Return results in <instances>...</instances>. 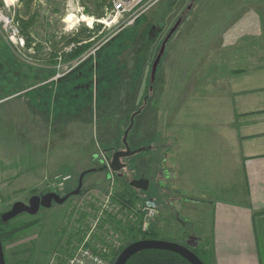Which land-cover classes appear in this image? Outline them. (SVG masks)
<instances>
[{"label": "rangeland", "instance_id": "374dc122", "mask_svg": "<svg viewBox=\"0 0 264 264\" xmlns=\"http://www.w3.org/2000/svg\"><path fill=\"white\" fill-rule=\"evenodd\" d=\"M0 4L1 8L5 6L3 0ZM111 5L112 0H16L6 8V19L0 20V213L9 211L18 201L28 204L33 195L57 191L61 178L70 175L73 179L67 193L61 194L67 195L76 190L83 172L96 169L85 176L80 194L64 205L54 204L55 209L50 211L41 208L36 215L19 216L21 221L37 224L6 244L7 248L26 242L24 250L15 253L17 260L12 256L15 251L7 249L8 264H69L74 252L85 244V237L86 244L101 250L111 264L116 252L131 241L127 232L131 224L105 212L104 205L107 196L123 190L140 198L134 209L150 206L148 197L159 205L160 209L154 208L159 213L148 231L159 232L166 241L186 245L192 234L184 222L194 230L201 226L200 220L208 222L211 218L205 213L202 219H187L182 206L171 209L156 176L164 166L160 164L164 155L170 154L167 143L175 140L169 134V125H174L176 95L182 93H178L181 87L177 80L184 81V110L191 111V81L209 73L205 66L192 70V63H206L208 49L220 46L224 36L229 40L233 31L231 38H235L239 17L247 20L239 32L242 50L249 52L245 57L235 50L236 40H229L234 47L231 68L252 71L264 66V0H157L144 7L133 23L129 16L118 17L115 25L100 23ZM69 14H84L95 22L91 27L82 22L71 26L64 22ZM181 16L183 22L168 42L152 82V65L161 44ZM18 19L33 22L28 29L33 40L29 48ZM137 22L141 23L134 41L125 46L115 41L126 32L127 37ZM151 26L157 29L152 35L147 34ZM86 28L92 33L86 34ZM16 31L20 35L15 38ZM86 43L91 45L85 53L70 57L72 44ZM199 49L205 53L201 55ZM118 53L119 64L115 65L122 68L117 80L116 74L110 75L115 72L110 63ZM146 97L155 107L149 106L144 113ZM133 114L135 123L128 144L131 151H142L122 158L126 168L120 173L108 168L100 171L115 152L126 150L123 137ZM211 152L213 147L188 158V174L196 184L195 191L205 190L206 183L218 177ZM33 169L39 175L27 180ZM140 177L150 180L148 191L133 188L127 181ZM220 184L209 182L219 190L211 189L206 194H225ZM94 236L95 242L90 243ZM115 243L122 245L119 250H115Z\"/></svg>", "mask_w": 264, "mask_h": 264}, {"label": "crops", "instance_id": "0c3cea01", "mask_svg": "<svg viewBox=\"0 0 264 264\" xmlns=\"http://www.w3.org/2000/svg\"><path fill=\"white\" fill-rule=\"evenodd\" d=\"M246 21L239 17L241 24L236 37L231 38L234 31L228 37L232 42L237 41L235 50L239 49L245 57L249 51L242 50L239 31ZM229 40L225 41L224 36L220 46L209 48L206 63H192V70L205 66L209 73L205 78L191 81V111L184 110V81L177 80L181 87L178 93H182L176 95L174 125H169V134L175 140L167 143L170 154L164 155V163L160 162L164 166L156 176L159 186L167 193L171 209L182 206L187 219L195 216L202 219L205 213L211 215L208 222L199 221V229L191 230L188 222H184L191 237L196 238L197 246L212 252L211 264H264V66L252 71H234L231 68L234 47H230ZM198 51L201 55L205 53L204 49ZM35 102L38 103V99ZM149 102L145 103L144 113L149 111V106H154ZM149 115L152 122L151 110ZM205 134L209 137L205 138ZM211 147L214 152L209 155L218 174L212 181H219L220 191L225 194H206L211 189L219 190L209 185L212 181L206 183V191H195L196 184L188 174V158L201 151L208 152ZM28 175L27 180L39 173L33 169ZM148 198L151 207L159 208ZM51 209H55L54 205L46 211ZM94 242L95 236L90 243ZM25 243L20 241L16 247L7 246L6 252L11 248L17 260L15 253H21Z\"/></svg>", "mask_w": 264, "mask_h": 264}, {"label": "water", "instance_id": "95a60500", "mask_svg": "<svg viewBox=\"0 0 264 264\" xmlns=\"http://www.w3.org/2000/svg\"><path fill=\"white\" fill-rule=\"evenodd\" d=\"M184 16H181L174 27L170 30L169 34L166 36L165 40L161 44V48L159 50L158 55L156 56V59L152 65L151 70V76H152V82L155 80V76L157 74L159 65L161 63V60L166 52V47L172 36L175 34L181 23L183 22ZM141 110H139L137 113H140ZM136 113V114H137ZM136 114L132 115L130 125L126 129L123 137V143L125 145L126 150L125 151H118L113 154L112 160L109 162L108 166L104 165L102 168H100V171H103L104 169H110L111 171L117 173L122 171L124 168H126V164L122 162V158H127L130 156H133L137 153H140L142 150H136L131 151L129 144H128V137L129 133L134 127L135 123V116ZM96 169H92L89 171H85L80 175L78 187L76 190L68 193L67 195H60L57 192H48L43 195H33L30 199L28 204H25L24 202L18 201L13 204L12 208L3 213L1 215V220L5 223L17 218L18 216L22 214H29V215H36L39 213L41 208L50 209L53 207L54 204L57 205H63L65 204L71 197L79 195L81 192V189L84 184V178L85 176L90 173L94 172ZM129 185L133 188H136L138 190L142 191H148L150 186V180L145 178L140 179H134L130 180L127 179ZM197 246V240L196 238H191L186 245L173 242V241H166V240H139L136 242H133L126 246L124 250L119 254L118 258L114 262V264H127V262L136 254L141 253L145 250H163V251H169L176 253L186 259L190 264H204L203 261L198 257L196 253H194L193 249ZM0 264H6V258H5V251L0 235Z\"/></svg>", "mask_w": 264, "mask_h": 264}, {"label": "trees", "instance_id": "16d2710c", "mask_svg": "<svg viewBox=\"0 0 264 264\" xmlns=\"http://www.w3.org/2000/svg\"><path fill=\"white\" fill-rule=\"evenodd\" d=\"M140 23L137 22V26H135L130 32H128L127 37H126V35H127L126 34L127 32H126V33L118 36V38H116L115 41L120 40L121 43L123 44V46L128 45L129 42L134 41L135 40V34L140 27ZM17 24H18L22 34L27 36V43L26 44H27V47L29 48L33 40L30 38L28 29L33 24V22H31V19L28 20V22H26L22 19H18ZM156 30L157 29L155 28V26H151L150 28L148 27L147 34L152 35L154 33V31H156ZM84 32L86 34H88V33H92V30H89L86 28L84 30ZM123 35H125V37H123ZM73 42L76 43L77 39H74ZM90 45H91L90 43H86L84 45H79V46L76 45V47L69 54L70 57L76 58V57L82 55L83 53H85L90 48ZM118 55H120V54L118 53L116 55V58L114 57L110 63L112 70L115 68V72H112L110 75L113 76L114 74H116L117 80L119 79V74H118L119 71L118 70H120L122 68V66L115 65V64H119L118 63V61H119ZM56 57H57V55L54 54V56L52 58V62H54V63L56 62ZM115 60H116V62H115ZM137 63H139V65H141L140 59H138ZM54 72H55V70H54ZM150 77H151V75H150ZM62 79H64V77H62L60 80L62 81ZM115 88H119V87L116 86ZM113 194H115V196L113 195V200L115 202L121 204L123 207L130 209V210L134 209L140 200V198L136 194H134L130 191H127V190H123L121 192H117V193H113ZM2 214L3 213H0V217ZM19 218L20 217L18 216L17 218H15V219L7 222V223L3 222L0 218V235H1V239H2V243H3V247H4L5 252H6V244L8 242L16 240L17 237L21 233L26 232L27 230H29L30 228H32L33 226H35L37 224L36 221L24 222V221H21ZM127 230H128L127 232H129V237L131 238V241L129 243H127L126 246H128L129 244H131L133 242L139 241V240H146V239L167 240V239L162 238V236L159 234V232H156L154 230L142 232L141 229H138L137 227H133L131 225L128 227ZM173 242H176V241H173ZM126 246H124L119 252H116L115 257L112 259L111 264H114V262L116 261V259L119 256V254L122 252V250H124V248ZM193 251H194V253H196L198 255V257L203 261L204 264H211L212 263L213 256H212V252L210 250H205L202 247H200V248L197 247V248H194ZM5 258H6V255H5ZM6 264H7V259H6ZM127 264H190V263L186 259L181 257L180 255L173 253V252L163 251V250H145V251L138 253L135 256H133L127 262Z\"/></svg>", "mask_w": 264, "mask_h": 264}, {"label": "built area", "instance_id": "2783aa9c", "mask_svg": "<svg viewBox=\"0 0 264 264\" xmlns=\"http://www.w3.org/2000/svg\"><path fill=\"white\" fill-rule=\"evenodd\" d=\"M156 1L157 0H112L111 8L107 9L105 17H103L102 19L112 20L114 18L118 19V17L129 16V19L132 18L131 20H133L131 21V23H133L136 18H138L142 14L146 6ZM98 21L100 23L108 25L106 24V22H101V20ZM18 34L20 35L19 31H16L14 33L15 38L19 36ZM75 47V44H72L70 49L73 50ZM72 179L73 178L70 175L62 177L57 187V191L55 192H57L58 194L67 193L68 184L72 181ZM111 196L113 199L112 194L107 196V202L104 205L105 212H109V214L114 215L120 221L127 222L128 224L130 223L131 225L134 224L135 227L138 224L137 227L145 232L150 229L149 224L151 220L159 213L156 209H154V207L146 205L143 208L142 206H138L136 209L130 210L113 200L111 201ZM141 219L142 221L140 222ZM120 246H122L120 243H115V250H119L118 248ZM100 251L95 250L91 246H88L85 242V244H83L78 250L74 252L69 260V264H109L106 260L105 254Z\"/></svg>", "mask_w": 264, "mask_h": 264}, {"label": "bare ground", "instance_id": "6f19581e", "mask_svg": "<svg viewBox=\"0 0 264 264\" xmlns=\"http://www.w3.org/2000/svg\"><path fill=\"white\" fill-rule=\"evenodd\" d=\"M4 2H5L4 3L5 6L0 9V19H6V16H5L6 8L14 5L16 3V0H4ZM64 22L70 24L71 26H74V25L82 22V23L88 24V26L91 27V26H93L95 19L92 17H88L87 15H84V14H82L80 16H77L74 14H69L65 17ZM101 22H106V24H108V25H113L117 22V19L116 18H114L112 20H103L102 19Z\"/></svg>", "mask_w": 264, "mask_h": 264}, {"label": "flooded vegetation", "instance_id": "af4514ba", "mask_svg": "<svg viewBox=\"0 0 264 264\" xmlns=\"http://www.w3.org/2000/svg\"><path fill=\"white\" fill-rule=\"evenodd\" d=\"M145 103H147L148 102V99H147V97L145 98V101H144ZM135 113V112H134ZM140 149V148H139ZM117 173H120V172H117ZM116 173V174H117ZM119 175V174H118ZM141 178V177H140ZM140 178H138V179H140ZM127 179H129V178H127Z\"/></svg>", "mask_w": 264, "mask_h": 264}]
</instances>
